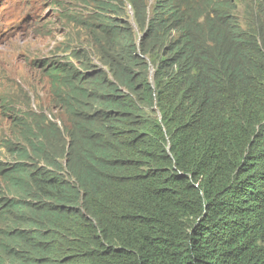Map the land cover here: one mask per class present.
<instances>
[{
	"label": "trees",
	"instance_id": "obj_1",
	"mask_svg": "<svg viewBox=\"0 0 264 264\" xmlns=\"http://www.w3.org/2000/svg\"><path fill=\"white\" fill-rule=\"evenodd\" d=\"M94 1L76 23L94 44L116 36L130 92L85 87L81 48L47 71L59 107L86 123L70 126L64 168L47 147L58 126L17 120L16 160L0 162V264H264V41L234 20L239 0H155L149 34L168 44L156 89L133 72L114 0Z\"/></svg>",
	"mask_w": 264,
	"mask_h": 264
},
{
	"label": "rangeland",
	"instance_id": "obj_2",
	"mask_svg": "<svg viewBox=\"0 0 264 264\" xmlns=\"http://www.w3.org/2000/svg\"><path fill=\"white\" fill-rule=\"evenodd\" d=\"M119 2L124 3L123 10ZM144 2V7L132 4L134 10H131L130 1L127 4L124 0L112 1L120 14L114 24L123 27L124 40L133 42L128 44L138 63L134 64L133 72L143 75L156 89L166 79L156 65L166 58L168 44L158 40L157 45L149 34L155 0ZM263 3L264 0H239L236 11L233 10L234 20L240 23L241 29L248 34L249 28H254L253 35L260 42L264 41V28L259 29L264 27ZM94 4V0H0V162L12 164L16 160L6 145L20 142L23 130L17 127L18 119L25 121L29 116L32 119L37 116L36 121L47 118L58 126L61 136L47 143L52 159L66 155L70 126L86 123L81 119L73 120L69 111L59 107L60 102L47 76V71L56 64H65L68 49L81 48L83 51L81 59L86 65L77 67L80 75L95 70L92 78L83 82L90 91H106L96 84L101 78L118 87L123 94L130 92L128 84L122 80L125 58L129 55L125 54V58L122 53L119 55L120 44L114 42L116 36L107 34L104 37L102 33L94 44L87 38L89 32L76 23L77 19L88 21ZM172 37L177 38L178 32L174 31ZM92 105L94 111L104 108L101 101H91L88 106L92 108ZM100 126L99 122L97 127Z\"/></svg>",
	"mask_w": 264,
	"mask_h": 264
},
{
	"label": "clouds",
	"instance_id": "obj_3",
	"mask_svg": "<svg viewBox=\"0 0 264 264\" xmlns=\"http://www.w3.org/2000/svg\"><path fill=\"white\" fill-rule=\"evenodd\" d=\"M127 4V3H126ZM125 4L126 8L125 10L127 9V5ZM128 7H131V10H133L132 6L128 3ZM50 157V156H49ZM53 159H56L58 160L60 163H62L63 167L66 168V161L64 160V156H57V157H54ZM42 167H46L45 165V162L43 161V164L41 165ZM47 169H50L49 167H46Z\"/></svg>",
	"mask_w": 264,
	"mask_h": 264
}]
</instances>
